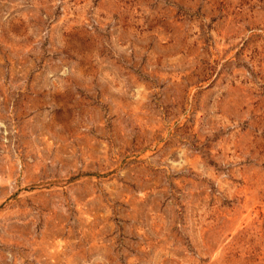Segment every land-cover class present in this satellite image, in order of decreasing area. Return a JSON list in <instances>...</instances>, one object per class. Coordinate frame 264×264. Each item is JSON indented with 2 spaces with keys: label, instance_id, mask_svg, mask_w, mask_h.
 Segmentation results:
<instances>
[{
  "label": "rangeland",
  "instance_id": "obj_1",
  "mask_svg": "<svg viewBox=\"0 0 264 264\" xmlns=\"http://www.w3.org/2000/svg\"><path fill=\"white\" fill-rule=\"evenodd\" d=\"M0 264H264V0H0Z\"/></svg>",
  "mask_w": 264,
  "mask_h": 264
}]
</instances>
